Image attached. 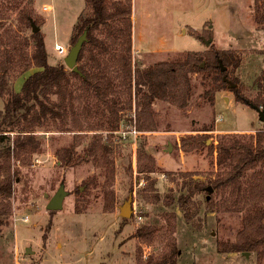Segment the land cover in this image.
Wrapping results in <instances>:
<instances>
[{
	"label": "rangeland",
	"instance_id": "obj_1",
	"mask_svg": "<svg viewBox=\"0 0 264 264\" xmlns=\"http://www.w3.org/2000/svg\"><path fill=\"white\" fill-rule=\"evenodd\" d=\"M131 1L134 64L147 66L175 59L188 51H205L213 44L239 52L241 62L235 69L230 67V78L237 80L242 94L248 100L263 96L264 25L255 20L254 0ZM46 3L52 10L42 9ZM84 5L85 0H0V37L18 34L28 41L27 50L32 51L33 30L21 18L27 10L45 37L51 62L64 61L74 45L73 26ZM208 38L213 40L210 45L205 42ZM58 44L64 47L63 53L57 51ZM36 69L33 66L21 73V66L16 67L9 75V86L20 90L25 77ZM191 80L194 90L188 107L179 108L163 100L154 103L156 130L141 131L135 138L127 132L130 125L136 124L127 118L128 111L122 113L119 131H103L104 135H113L114 141L115 176L109 181L115 192L113 206L105 207L102 183L106 174L97 162L83 161L69 168L58 165L56 150L70 144L74 132L48 125L37 128L41 150L29 161L8 162V214L0 215V264H138L139 247L143 255L157 257L170 248L171 237L179 249L177 264H264L263 250L218 251L217 243L234 241L241 227L242 213L207 203L212 197L220 202L228 190L196 192L193 200L199 209H192L193 224L186 221L176 203L165 202L167 195L177 199L185 192L181 172L194 173L193 180L206 183L223 173V167L216 163V153L212 154L209 147L216 145L222 135H253L264 124L255 107L236 100L231 87L213 91L210 98L206 94L210 87L206 71L191 74ZM5 100L0 95V109ZM203 125L213 130L199 131ZM90 134L83 135L84 144L78 152H82ZM190 134L208 139L206 143L194 142V149L184 151L181 139ZM141 151L154 158L155 171H139L144 161ZM252 172L249 170L246 178ZM147 176L157 179L158 202L144 197ZM60 188L66 192L63 206L49 210L47 204ZM131 194L132 213L126 218L121 216L120 207ZM166 212H176V218L169 221ZM144 224L157 228L151 244L141 243L134 236ZM171 224L176 225L174 233Z\"/></svg>",
	"mask_w": 264,
	"mask_h": 264
},
{
	"label": "trees",
	"instance_id": "obj_2",
	"mask_svg": "<svg viewBox=\"0 0 264 264\" xmlns=\"http://www.w3.org/2000/svg\"><path fill=\"white\" fill-rule=\"evenodd\" d=\"M254 10L256 22L264 25V0H254ZM132 12L131 0H85L72 35L75 43L86 32L77 60L79 72L68 69L64 61L51 62L45 37L40 31L31 33L33 49L30 52L27 50L28 41L21 40L18 34L0 37V95L6 98L3 109H0V215L7 217L8 214V162L29 161L41 150L42 140L36 133L37 128L48 125L60 131L74 132L72 142L56 150L58 165L69 168L83 161L97 162L106 174L102 183L105 207L113 206L115 192L109 181L115 176L114 141L113 135H104L103 131L111 134L119 131L122 113L128 111L127 118L130 122L136 121L138 130H156L154 103L163 100L179 108L188 107L194 90L191 74L207 72L210 87L206 94L210 98L213 91L230 87L224 77L238 84L236 79L230 78V67L239 66V52L219 49L213 44L205 51H188L175 59L147 66L134 64ZM21 18L33 30L32 14L24 10ZM207 35L210 37V30ZM220 60L225 70H222ZM202 63L206 66L203 67ZM18 66H21V73L33 66L37 69L25 77L20 90H15L9 86V75ZM231 90L239 102L258 108L264 106V94L248 100L238 85ZM198 130L213 128L203 125ZM89 132L92 134L80 153L78 147L84 144L83 135H89ZM207 139L205 135L190 134L181 139V149L190 151L194 149V142L206 143ZM209 147L212 154L216 153V163L223 167V173L206 183L193 180L194 173L181 172L185 192H181L177 199L167 195L165 202L167 205L176 203L186 221L193 224L195 214L192 209H199L193 200L196 192L207 190L209 185L213 191L228 190L220 202H214L212 197L207 203L228 212L242 213L241 227L234 241L217 243L218 251L261 253L264 251V124L253 135H222L216 145ZM140 155L144 161L139 164V171H155L154 158L144 151ZM249 170L253 172L246 178ZM18 174L16 169L15 175ZM147 179L144 197L151 202L160 201L157 179L150 176ZM166 217L169 221L175 219L176 212H166ZM175 229L176 225L171 224L172 233ZM156 232L155 225L144 224L136 229L134 236L141 243L151 244ZM170 239V248L157 257L143 255L139 247L138 264H177L179 249L175 238Z\"/></svg>",
	"mask_w": 264,
	"mask_h": 264
},
{
	"label": "water",
	"instance_id": "obj_3",
	"mask_svg": "<svg viewBox=\"0 0 264 264\" xmlns=\"http://www.w3.org/2000/svg\"><path fill=\"white\" fill-rule=\"evenodd\" d=\"M32 27H33V32H37L39 30V27H37L34 23V21H32ZM86 39V32H84L83 34H81L77 41L74 43L73 46H71V48L69 49V52L68 54L65 56L64 58V63L72 70L76 71V72H79V68H78V63H77V60H78V56H79V53L82 49V45H83V42L85 41ZM212 38H208V39H205V42L207 45H210L211 42H212ZM220 64H221V68L222 70H225L226 67L223 65V63L221 62L220 60ZM203 66V63L201 64ZM224 80L230 82V87H235L237 84L236 83H233L231 82L228 78L224 77ZM258 114H259V118H260V121H262L264 123V109L263 108H258V107H255ZM207 190L208 191H213V187L211 185H209L207 187ZM66 195V192L63 188H60L58 190V192L53 195L48 204H47V208L49 210H59L62 208L63 206V201H64V196ZM210 196H208V199H209ZM132 202H133V195L131 194L129 196V198L127 199V201L124 202L123 205H121L120 207V214L121 216L123 217H126V218H129L131 213H132ZM246 253H249V252H246Z\"/></svg>",
	"mask_w": 264,
	"mask_h": 264
},
{
	"label": "built area",
	"instance_id": "obj_4",
	"mask_svg": "<svg viewBox=\"0 0 264 264\" xmlns=\"http://www.w3.org/2000/svg\"><path fill=\"white\" fill-rule=\"evenodd\" d=\"M42 9L44 10V11H50V10H52V6L50 5V4H48V3H46V4H44L43 6H42ZM56 48H57V51L59 52V53H63L64 52V47L62 46V45H57L56 46ZM260 108H263L264 109V106H261ZM127 132H130V133H133L134 134V136H135V138L137 137V135L139 134V133H141V131L140 130H138L137 128H136V125L134 124V125H130V127H129V129L127 130ZM143 184V182L142 181H140L139 182V185H142ZM140 219L142 218V216L139 214V216H138Z\"/></svg>",
	"mask_w": 264,
	"mask_h": 264
}]
</instances>
